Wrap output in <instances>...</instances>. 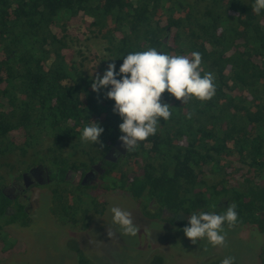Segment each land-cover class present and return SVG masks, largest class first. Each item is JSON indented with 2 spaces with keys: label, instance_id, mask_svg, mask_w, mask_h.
I'll return each instance as SVG.
<instances>
[{
  "label": "trees",
  "instance_id": "obj_1",
  "mask_svg": "<svg viewBox=\"0 0 264 264\" xmlns=\"http://www.w3.org/2000/svg\"><path fill=\"white\" fill-rule=\"evenodd\" d=\"M253 3L0 0V168L20 173L38 162L49 165L59 179L50 185L53 213L84 229L105 214V193L115 191L132 197L150 218L178 225H187L193 212L219 213L234 203L233 227L252 224L264 234V13L253 12ZM80 24H87L85 35ZM89 30L105 39V58L117 70L122 56L149 47L189 57L198 51L202 74L215 77V95L183 104L165 91L162 101L171 105L172 116L118 162L106 159L122 120L106 90L91 88L94 77L84 61L75 59L84 52L75 51L71 39L79 34L88 39ZM94 121L105 129L103 149L80 139ZM40 134L49 142L33 146ZM100 161L104 172L83 184L85 172ZM70 170L78 172L77 183L66 178ZM212 204L216 207L209 209ZM22 213L6 222L24 219ZM1 238L0 259L26 250L23 243L3 249Z\"/></svg>",
  "mask_w": 264,
  "mask_h": 264
},
{
  "label": "rangeland",
  "instance_id": "obj_2",
  "mask_svg": "<svg viewBox=\"0 0 264 264\" xmlns=\"http://www.w3.org/2000/svg\"><path fill=\"white\" fill-rule=\"evenodd\" d=\"M87 20L91 21L92 18L87 17ZM86 25L82 28L79 25L83 35L87 31ZM83 35L71 39L75 51L84 52L83 55L75 54V59L84 61V70L95 78L97 73L102 75L107 65L112 63L105 58L107 43L105 39L92 37L90 30L86 34L88 39ZM32 141L33 146H43L49 142L42 134L36 135ZM37 155L42 156L41 149ZM52 188L47 185L36 189L30 224H1L3 249L17 248L23 243L26 250L15 251L9 257L2 256L0 264H81L76 249L81 250L86 264H157L154 262L157 256L163 258L161 264H219V259L228 255L236 257V264H261L264 234L259 233L252 224L231 228L225 226L226 246L212 247L206 240L193 244L183 232L186 225L152 219L132 197L108 191L105 193V214L93 217L89 227L84 229L67 222L58 211L53 213ZM113 206L132 213L133 222L139 228L136 236L123 235L119 226L113 223L110 212ZM205 247L208 249L206 252Z\"/></svg>",
  "mask_w": 264,
  "mask_h": 264
},
{
  "label": "clouds",
  "instance_id": "obj_3",
  "mask_svg": "<svg viewBox=\"0 0 264 264\" xmlns=\"http://www.w3.org/2000/svg\"><path fill=\"white\" fill-rule=\"evenodd\" d=\"M252 10L257 15L264 13V0H254ZM122 57L118 70L114 62L109 63L102 75L96 74L91 88L98 93L106 90V97L114 101L113 112L122 120L118 125L119 140L127 151L136 150L141 142L157 133L161 120L167 121L172 116L171 105L162 101L165 91L182 100L183 104L192 98L208 101L216 93L215 77L211 72L202 74V55L198 51L189 57L170 55L149 47ZM188 115L190 118L191 113ZM104 131V127L94 121L84 126L81 142L103 149ZM215 207L214 204L209 205V209ZM236 207L232 203L219 213L212 210L193 212L183 232L193 244L206 240L212 247L226 246L225 225L231 228L237 224ZM110 212L113 223L119 226L123 235H137L139 228L130 211L113 206ZM207 250L205 247L204 251ZM220 264H236V257L225 256Z\"/></svg>",
  "mask_w": 264,
  "mask_h": 264
},
{
  "label": "flooded vegetation",
  "instance_id": "obj_4",
  "mask_svg": "<svg viewBox=\"0 0 264 264\" xmlns=\"http://www.w3.org/2000/svg\"><path fill=\"white\" fill-rule=\"evenodd\" d=\"M127 152L128 151L121 146V142L118 138L106 155V159L118 162ZM96 164H99V167L94 168ZM96 164H93V167L85 172L82 177L83 184H91V181L97 178L99 172H104V162L100 161ZM17 169H20V167L17 166ZM16 171L17 170H11V167L0 168V173L5 176L0 179V224L6 223L23 226L25 224L23 222L27 224L32 218L31 213L34 210L33 200L36 189H41L43 186L47 185H53L57 183L59 179L55 170L43 162H38L27 169L21 170L20 173H16ZM66 178L72 183H77L79 174L76 171L73 172L70 170ZM5 198H7L8 201H6ZM1 208H4V213L2 214ZM21 210L23 211L21 215L24 216V219L16 220L12 223L6 222L9 216L18 214ZM28 216L31 218L29 219Z\"/></svg>",
  "mask_w": 264,
  "mask_h": 264
},
{
  "label": "water",
  "instance_id": "obj_5",
  "mask_svg": "<svg viewBox=\"0 0 264 264\" xmlns=\"http://www.w3.org/2000/svg\"><path fill=\"white\" fill-rule=\"evenodd\" d=\"M97 167H99V164H96L94 168H97Z\"/></svg>",
  "mask_w": 264,
  "mask_h": 264
}]
</instances>
